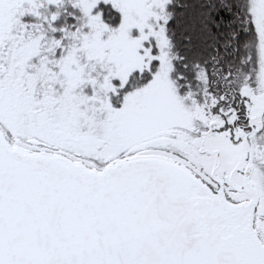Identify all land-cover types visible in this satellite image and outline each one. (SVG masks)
<instances>
[{"label": "snow or ice", "instance_id": "snow-or-ice-1", "mask_svg": "<svg viewBox=\"0 0 264 264\" xmlns=\"http://www.w3.org/2000/svg\"><path fill=\"white\" fill-rule=\"evenodd\" d=\"M0 264H264V0H0Z\"/></svg>", "mask_w": 264, "mask_h": 264}]
</instances>
